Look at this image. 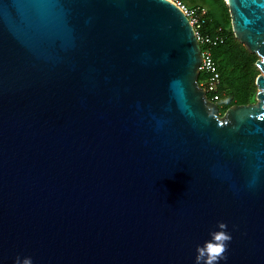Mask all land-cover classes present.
Instances as JSON below:
<instances>
[{"label":"water","instance_id":"obj_1","mask_svg":"<svg viewBox=\"0 0 264 264\" xmlns=\"http://www.w3.org/2000/svg\"><path fill=\"white\" fill-rule=\"evenodd\" d=\"M256 101L223 114L169 0H0V264H264V0H226Z\"/></svg>","mask_w":264,"mask_h":264},{"label":"trees","instance_id":"obj_2","mask_svg":"<svg viewBox=\"0 0 264 264\" xmlns=\"http://www.w3.org/2000/svg\"><path fill=\"white\" fill-rule=\"evenodd\" d=\"M187 1L192 4L200 1L204 5L199 6L208 9V21L205 28L209 33L225 35V42L212 49L221 76L222 96L217 101L221 112H225L234 104L255 102L258 91L256 80L260 74L256 65L259 56L257 53L250 52L247 46L236 38L226 0ZM204 78L205 74H200L199 81L201 82Z\"/></svg>","mask_w":264,"mask_h":264},{"label":"built area","instance_id":"obj_3","mask_svg":"<svg viewBox=\"0 0 264 264\" xmlns=\"http://www.w3.org/2000/svg\"><path fill=\"white\" fill-rule=\"evenodd\" d=\"M177 5L188 17L194 27L195 35L201 46V58L199 69L200 74H205V78L199 81V84L205 88L206 93L212 101L220 100L221 76L218 70V64L213 56L212 49L225 42V35L209 33L205 25L208 21V9L204 6H188L184 0H169Z\"/></svg>","mask_w":264,"mask_h":264},{"label":"clouds","instance_id":"obj_4","mask_svg":"<svg viewBox=\"0 0 264 264\" xmlns=\"http://www.w3.org/2000/svg\"><path fill=\"white\" fill-rule=\"evenodd\" d=\"M232 239L225 222H219L216 228L209 232V238L196 249V264H221L226 261L225 255ZM14 264H34L31 256L17 255Z\"/></svg>","mask_w":264,"mask_h":264},{"label":"rangeland","instance_id":"obj_5","mask_svg":"<svg viewBox=\"0 0 264 264\" xmlns=\"http://www.w3.org/2000/svg\"><path fill=\"white\" fill-rule=\"evenodd\" d=\"M184 2L188 5V6H192V5H204V4H202L200 1H198L197 3H195V4H192V3H190V2H188L187 0H184ZM259 69V68H258ZM259 71H260V69H259ZM224 112H221V109H220V114H223Z\"/></svg>","mask_w":264,"mask_h":264}]
</instances>
